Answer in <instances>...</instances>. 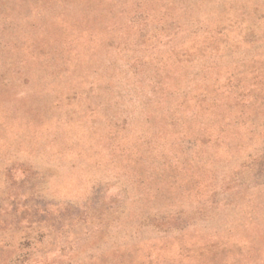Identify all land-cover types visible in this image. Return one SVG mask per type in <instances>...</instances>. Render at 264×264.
<instances>
[{
  "label": "rangeland",
  "instance_id": "374dc122",
  "mask_svg": "<svg viewBox=\"0 0 264 264\" xmlns=\"http://www.w3.org/2000/svg\"><path fill=\"white\" fill-rule=\"evenodd\" d=\"M0 264H264V0H0Z\"/></svg>",
  "mask_w": 264,
  "mask_h": 264
}]
</instances>
